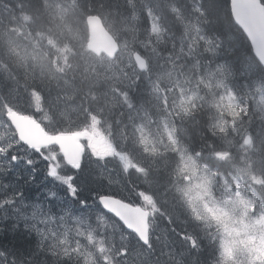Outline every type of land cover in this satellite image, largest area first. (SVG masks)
Segmentation results:
<instances>
[{
	"label": "trees",
	"instance_id": "obj_1",
	"mask_svg": "<svg viewBox=\"0 0 264 264\" xmlns=\"http://www.w3.org/2000/svg\"><path fill=\"white\" fill-rule=\"evenodd\" d=\"M42 5L43 0H0V63L3 66V68H0V99L11 101L17 98V102L23 103L24 87L36 85L41 95L40 110L53 111L57 101L64 98H71L76 105L77 103L85 104L87 99L95 98L98 94L95 88L85 89L84 93L81 90V81L93 79L88 76L77 61L73 62L69 73L67 70L64 71L71 80H69L67 86H62L63 92L57 91L56 88L52 87L54 85L50 82V74L42 73L38 67L30 69L27 66V52L23 47L19 46V43L22 42L16 39L20 31L19 25L15 20L19 18L21 12H25L23 13L24 15L28 13L27 16H32L34 21L32 27L43 26L45 18ZM79 6L85 12H98L106 20L111 32L124 46L123 50H127L126 47L132 50L141 47L145 55L151 59L153 48H161L162 56L168 58L176 49L186 47L191 55L199 56L202 63L207 65V67L215 65L216 62L221 65L224 64L227 67L224 74L228 83L233 87L241 86L238 92L243 99L246 97L247 86L254 87L264 81L262 70L251 54L248 41L232 20L229 0H79ZM8 14H11V17H8ZM154 15L162 20L161 24L164 32L161 38L149 35L147 19ZM191 30L198 33L199 37H202V42L197 43V46L190 41L192 32H188ZM148 46H151V48H148ZM10 48L13 51L6 55ZM74 49L81 50L77 47H74ZM153 63V59H151L147 72L153 73L154 76L156 69ZM243 65L249 66V69L253 70L247 71L248 73L244 77L241 76L245 72H242L241 69ZM177 66L180 71H184L180 65ZM238 68H240V74H237L235 70H238ZM26 70L36 71L41 76L45 74L47 79L45 77H37L39 79L32 82L26 78V75L30 76L25 73ZM43 71H45L44 68ZM77 73L81 74V78L77 76ZM14 82H18L19 86L15 87ZM142 99L143 95H140L139 100L148 108L155 105L147 99ZM241 109L239 115L245 118L242 113L246 109ZM2 112L3 109L0 108V113ZM63 112H66V109ZM58 115H55L56 125L62 123L60 120H63L60 117L61 115ZM246 116L248 121H244L243 124H245V127H256L258 140L262 144L261 148L264 151V125L262 122L264 119L261 117L262 115L255 111H248ZM80 117V114L71 113L69 116L67 115L66 121L68 119L78 120ZM186 130L187 138L185 143L200 153H208L206 148L211 146L210 140L218 131L216 125L209 126L202 116L195 117L193 122L188 121ZM196 140L202 141V143L200 144ZM129 148L132 150L131 146ZM263 154L258 155L257 159L260 162V169L264 171ZM136 155H141V153L134 152L135 157ZM160 157H158L160 161L158 158L154 160L152 154H149L147 158L145 157V163L151 168L150 181L153 188H157L158 194L161 196L160 200L164 208H166L167 217L172 222L167 229L169 231H166V235L173 239L175 247L178 246V250L182 252H178L181 255L177 257L175 256L176 253L172 251V256L177 257L181 264H219V256L214 253L212 245L206 240H198L197 246H189L188 244H180L176 239V235H182L183 238L185 235H195L196 225L186 218L185 211L179 202L176 158L171 154L165 158L166 160ZM170 158L172 159L170 160ZM163 163L166 165L163 166ZM164 167L169 171L167 180H163V176H165L163 175ZM86 177V181H88L91 175ZM30 181L28 174L25 179L19 180L17 177L12 176L9 169H6L4 165H0V184L3 190H19L22 189V185L27 187V183ZM139 188L147 195L154 197L152 190L148 186L140 185ZM167 188L169 191H167ZM48 202L50 205L61 206L59 199L56 197L49 198ZM173 207L174 209H172ZM77 214L85 220L90 217L88 213L79 212ZM91 217H94V215H91ZM11 226L12 224H8L6 220L0 223V252L5 255L3 257L4 264H79L62 255H57L55 259L45 255L32 238L19 230H11ZM124 239L129 243L133 242L127 236ZM165 241L167 240H162L161 243L145 251L146 255H144V258L148 257L147 262L149 264H162L154 261L158 260L156 254L159 251H162L160 257L163 264H165V261H169L170 258L164 252ZM133 249L137 253L139 250L144 252V249L138 246H133ZM186 254L189 255V260H185ZM138 255L133 253L130 259Z\"/></svg>",
	"mask_w": 264,
	"mask_h": 264
},
{
	"label": "rangeland",
	"instance_id": "obj_2",
	"mask_svg": "<svg viewBox=\"0 0 264 264\" xmlns=\"http://www.w3.org/2000/svg\"><path fill=\"white\" fill-rule=\"evenodd\" d=\"M12 51H13L12 48L8 49V52L6 53V55H9ZM158 59H159L158 60V64H159L158 65V69H165L167 71L170 69L171 71H174L177 68L176 64L179 63V60L181 59V57L165 58L163 56H159ZM153 65H155V63H153ZM196 66H199V62L198 61L195 64H193V67H196ZM241 69H242V72L245 71L243 74H241V76H243V77L245 76L246 73H248L247 71H249V70L253 71L252 69H249V66H245V65H243V67ZM235 70H236L237 74L241 73L240 72V68H238V70L237 69H235ZM181 72H182L183 76H188V73H186L185 70L181 71ZM25 73L30 75L29 77L26 75V78L31 80L32 82H35L34 80H38L39 78H37V77L43 78V76H41V74H38L36 71L26 70ZM77 76L79 78H81V74L77 73ZM45 79H47V76L45 77ZM50 82L53 83V85H54V86H52L53 88H56L57 91L63 92V89L58 87L57 84L54 83V81L51 80ZM94 85H97V82H95ZM14 86L18 87L19 86L18 82H14ZM64 88H67V87H64ZM81 90L84 93L85 88L82 87ZM53 92H55L54 89H53ZM103 93H102V96L106 98L108 94H106V93L103 94ZM140 95H142V94H140ZM48 96H50V94H48ZM159 98H160V100H169L170 96L167 95V94H164L163 96H160ZM16 99L17 98H15L12 101H16ZM222 99H223L222 101H224L225 103L229 104L230 101L228 100L227 97L222 96ZM80 105L81 104H79V103H77V105L75 104V107H76L75 109L77 111H80V109H81L83 104L81 106ZM105 105H107L106 100H105ZM76 110L73 112L72 107H69V109L68 108L66 109V112L61 111V114H64L63 118L66 119V116L68 115L67 112L76 113ZM148 112L151 113V114H155L156 113V105L153 108L148 109ZM213 113H214V117L215 118H217V119L221 118V112L220 111H214ZM77 114H79V113H77ZM212 117H213V115H212ZM68 120H70V119H68ZM207 120H208V117H204V121H207ZM61 121L63 122V120H61ZM196 141L199 142L200 144L202 143V141H199V140H196ZM256 163H257V166L259 167V163L260 162H259L258 159L256 160ZM165 165L166 164L163 163V166H165ZM57 170H58V178H59V180L63 181L65 176H63L62 173L64 171H69V169L66 168L65 165L62 162H58L57 163ZM92 170L93 169L91 168V169H88V172L87 171H83V172H86V174L91 175L90 180L86 181L87 180V177L85 178L86 174H84L83 178L78 176V178L74 179V185L79 188V190L83 193L85 198H86V195L87 196H91V194L93 192H95V191H99V190H102V189H105V188L106 189H111L112 188V183H113V186H116V188L130 190L129 187L131 185V182H125V178L121 176V170L120 169L114 170V171H112L110 173L107 172L108 176H106L104 178L102 176L94 174L92 172ZM163 170H164V174L163 175H165V176L162 175L163 176V180H167L168 175H169V171L165 167L163 168ZM88 175H86V176H88ZM70 176L71 175L68 174L67 177H70ZM167 191H169L168 188H167ZM46 193H48V191L47 192L44 191V192L38 194L37 196H33L32 194H30L29 197H28V202H30L31 204L35 203V202H38L37 198H42L43 194L45 195ZM89 204L91 205V202H89ZM172 209H174V207ZM209 210H212L211 213H214V209L213 208H209ZM10 220L15 221V224H12L10 229L14 230V231L15 230L17 231L18 230L17 225L19 226L20 224H24L23 221H25V222L28 221V218H20V219H18L17 217L13 216ZM178 221H179V219H178ZM0 222H2L1 218H0ZM16 222H17V224H16ZM97 222H98V220H95L93 223H97ZM262 224H264V223L261 220H259V218H258L254 222H251L247 229L245 228L244 230L237 231L235 233V236L237 237V239L235 241V244L237 245V249L234 251L233 248H232V249H230L229 253H227L228 254V258L230 260H232L233 264L235 263V261L237 263H240V264H248L249 261L251 262V264H257L259 262V261H257L259 259L258 254H255V255H253L251 257V252H252V247L254 246L255 241L258 239V236L260 235L259 231L262 228ZM30 226L34 227V224L31 223ZM161 233L163 235H166V230L165 229H161ZM165 238H166L167 241H165L166 247H165L164 252H166L165 255L170 258L169 261L168 260L165 261V264H181L179 262V259L177 258L181 254L176 252L175 248H174V245L170 244V242L167 239V237H165ZM163 240H165V239L163 238ZM124 241L127 242L125 239H124ZM172 251L174 253H176L175 256H177V257H173L172 256ZM142 253L143 252H141L140 250L138 251V254H142ZM160 253H162V251H159V253L156 254V257H157L158 260H154V261L156 263H162L163 264V261L161 260L162 258L160 257ZM147 261H148V257L147 256L144 258V255H138V256H134V258H132V257H131V259L129 258V260L126 262V264H149ZM219 264H225L222 258H221Z\"/></svg>",
	"mask_w": 264,
	"mask_h": 264
},
{
	"label": "water",
	"instance_id": "obj_3",
	"mask_svg": "<svg viewBox=\"0 0 264 264\" xmlns=\"http://www.w3.org/2000/svg\"><path fill=\"white\" fill-rule=\"evenodd\" d=\"M230 6L234 20L251 41L253 49L260 57H264V8L259 4L258 0H230ZM94 32L95 33L92 36L93 44L104 39L102 33L98 29ZM104 47L107 50H110L109 44L106 42ZM14 122L19 123L20 119L16 117ZM23 122L29 125L28 121L23 120ZM23 131L24 139L26 140H30L32 137L34 139L45 138L40 133L39 128L28 126V128L23 129ZM59 139L63 141L65 140L62 137H59Z\"/></svg>",
	"mask_w": 264,
	"mask_h": 264
},
{
	"label": "bare ground",
	"instance_id": "obj_4",
	"mask_svg": "<svg viewBox=\"0 0 264 264\" xmlns=\"http://www.w3.org/2000/svg\"><path fill=\"white\" fill-rule=\"evenodd\" d=\"M97 4H98V2H97ZM160 8V7H159ZM106 15H108V14H106ZM206 23V22H205ZM184 39V38H183ZM185 42V41H184ZM78 63V62H77ZM159 65V64H158ZM178 65V64H177ZM78 66V65H77ZM160 67V66H159ZM178 67V66H177ZM173 72V71H172ZM50 98V97H49ZM84 98V97H83ZM46 106V105H45ZM155 106V105H154ZM154 106H151L150 108H153ZM55 107V106H54ZM46 108V107H45ZM150 108H148V109H150ZM59 116V115H58ZM57 119H59V118H57ZM72 120V119H71ZM57 122V121H56ZM60 122H61V120H60ZM60 124V123H59ZM263 141V140H262ZM264 153V151L262 150V148H261V150H260V153L258 154V155H260V154H263ZM204 154H207V153H204ZM263 156H264V154H263ZM167 158V157H166ZM172 158H170V160H171ZM159 160V159H158ZM166 160V159H165ZM160 161V160H159ZM151 163V162H150ZM159 164V163H158ZM158 167V166H157ZM159 168V167H158ZM69 175H71L72 176V172H70V171H64L63 173H62V175L63 176H65V177H67L68 176V174ZM169 202V201H168ZM50 206H56L55 204L54 205H50ZM92 215V214H91ZM91 215L89 214L88 216H90L89 218H88V220L87 221H89V222H94L95 220H97L95 217H91ZM98 223V222H97ZM172 223V222H171ZM8 228V227H7ZM170 229V228H169ZM173 229V228H172ZM183 229V228H182ZM171 230V229H170ZM175 230V229H174ZM173 230V231H174ZM167 232L169 231V230H166ZM175 231H177V230H175ZM180 232V231H179ZM178 232V233H179ZM165 233V232H164ZM170 233H172V232H170ZM169 233V234H170ZM185 233V232H184ZM173 234V233H172ZM168 240H169V242H170V244H173L174 245V248H176V252H180V253H182L181 252V250H178V246L177 247H175V244H174V241H173V239H170V237L168 238ZM176 241V240H175ZM177 242V241H176ZM208 242V241H207ZM177 245V244H176ZM183 246V245H182ZM157 258V257H156ZM186 260L188 259L189 260V255H185V257H184ZM220 260H221V258L219 257V262H220ZM129 263V262H128ZM133 263V262H132Z\"/></svg>",
	"mask_w": 264,
	"mask_h": 264
}]
</instances>
